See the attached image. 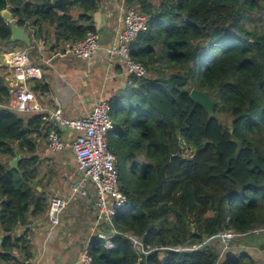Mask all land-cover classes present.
Masks as SVG:
<instances>
[{
  "label": "trees",
  "instance_id": "trees-1",
  "mask_svg": "<svg viewBox=\"0 0 264 264\" xmlns=\"http://www.w3.org/2000/svg\"><path fill=\"white\" fill-rule=\"evenodd\" d=\"M125 4L148 18L130 54L149 76H130L126 102L109 100L116 123L109 146L127 202L113 220L114 246L91 238L93 264H257L244 251L219 262L221 239L198 247L228 232L245 240L264 235V0ZM97 5L0 0V12L10 6L17 25L35 39L53 25L56 40L65 43L95 31ZM75 7L86 24L74 19ZM11 37V23L0 15V45ZM192 88L216 101L213 115L191 98ZM8 98L0 77V102ZM45 126L40 116L0 110V150L22 156L17 168L0 161V264H30L33 256L27 233L17 236V230L30 224V215L47 212L48 199L34 180L35 136L47 137ZM130 236L141 238L145 252Z\"/></svg>",
  "mask_w": 264,
  "mask_h": 264
},
{
  "label": "crops",
  "instance_id": "crops-1",
  "mask_svg": "<svg viewBox=\"0 0 264 264\" xmlns=\"http://www.w3.org/2000/svg\"><path fill=\"white\" fill-rule=\"evenodd\" d=\"M97 1V8L92 13V23L99 35L101 48L88 60L77 58L67 50L65 45L70 41H57L53 25L46 24L39 39H35L27 29L32 37V44L35 45L32 58L42 67L45 77L44 80L33 82V88L36 87L34 91L39 100L49 106H55L54 101L57 99L62 105L63 113L69 117L86 115L97 100L118 99L124 91L131 89V79L126 74L124 62L120 58L110 60L105 54V48L115 41L117 32L122 27L125 0ZM71 14L75 20L86 24L80 19V9L73 8ZM24 46L25 44L18 42L0 45V77H4L6 83L11 78V67L4 53ZM47 59H50V63ZM44 122L46 131L47 123ZM37 136L41 138L38 139ZM35 137L38 143L36 154L40 159L34 179L39 180L37 190L43 192L48 201L53 195L67 197L68 185L72 182V177L78 175L74 156L70 157L72 167L68 168V162L66 169V164L61 165L59 155L50 152L46 145L47 137L42 134ZM43 163L50 167L45 170ZM93 200L94 198L88 201L89 207H68L61 216V223L53 228L47 212L37 216L30 215V224L17 230V236L26 232L31 240L33 256L30 263L80 264V248H83L89 238L95 216Z\"/></svg>",
  "mask_w": 264,
  "mask_h": 264
},
{
  "label": "built area",
  "instance_id": "built-area-1",
  "mask_svg": "<svg viewBox=\"0 0 264 264\" xmlns=\"http://www.w3.org/2000/svg\"><path fill=\"white\" fill-rule=\"evenodd\" d=\"M13 20H8L7 23ZM121 21L122 27L118 30L115 41L105 48V54L110 60L120 58L128 76L147 77V67L131 57L130 44L148 29V18L125 4ZM65 46L75 57L81 59L91 58L101 48L99 35L93 30H88L82 39L68 42ZM33 47L32 44L4 53L11 67V78L6 83L9 98L6 102H0V110L5 109L28 118L41 116L47 123L49 150L59 153L67 147L72 149L80 178L77 182L69 183L68 197L53 195L49 198L47 216L52 228L61 223V216L74 195L88 197V182L95 187V216L89 238L80 252V264H93L89 252L91 238L99 237L105 240L108 247H113L112 236L118 233L113 220L127 202V197L119 186L117 158L109 146V133L116 125L112 107L107 99H99L89 113L75 118L63 113L62 105L57 99L54 101L55 106L42 103L32 88L33 82L45 78L42 67L32 58ZM47 61L50 63V59ZM130 239L139 253L145 252L140 237L130 236Z\"/></svg>",
  "mask_w": 264,
  "mask_h": 264
},
{
  "label": "rangeland",
  "instance_id": "rangeland-1",
  "mask_svg": "<svg viewBox=\"0 0 264 264\" xmlns=\"http://www.w3.org/2000/svg\"><path fill=\"white\" fill-rule=\"evenodd\" d=\"M155 5H158L160 3V0H151ZM13 43V42H12ZM21 43V42H18ZM23 44V43H22ZM35 53L34 51H31V54ZM88 60V59H87ZM129 91L123 92V101L126 102V99L128 96ZM126 96V97H125ZM115 112L114 110L112 111ZM37 138H41L37 136ZM46 145L48 146L47 140ZM49 148V147H48ZM190 151V150H188ZM51 152V151H50ZM59 155V160L61 162V165L66 164L65 168L67 169V164L70 162V165L68 168L70 169L72 167L71 164V156L73 155L72 149L70 147H67L64 151L55 153ZM21 156V154H20ZM74 156V155H73ZM15 157H12L9 153L2 152L0 150V161H5L10 164V161H12ZM22 158V156H21ZM21 160V159H20ZM20 162V161H19ZM43 167L45 170H47L50 165H46L43 163ZM54 169H57V166L53 167ZM43 171L42 169H40ZM79 174L77 176L72 177V181L77 182L79 179ZM69 180V177H67L66 181ZM89 188H90V195L88 197H82L80 195H74L69 203L68 207H89L90 203L93 198L96 196L95 187L88 182ZM69 195V193L67 194ZM68 197V196H67ZM258 231V230H257ZM257 233V232H256ZM229 237V240H223L221 239V242L217 245V249L219 250V262H222L224 259H226L228 256L234 255V254H240L242 251L249 253L253 259L257 262V264H264V247L260 246L264 245V235L261 234H255L251 235V237L245 238L243 236H239L238 234H234L232 232L225 233ZM83 245V244H82ZM82 248H80L81 251ZM164 254H161V257L164 258ZM33 264V263H32Z\"/></svg>",
  "mask_w": 264,
  "mask_h": 264
},
{
  "label": "water",
  "instance_id": "water-1",
  "mask_svg": "<svg viewBox=\"0 0 264 264\" xmlns=\"http://www.w3.org/2000/svg\"><path fill=\"white\" fill-rule=\"evenodd\" d=\"M0 15L6 20H12V12H11V7L8 6L6 9L2 10L0 12ZM11 28H12V37L10 42H21L25 44V46H31L32 45V37L30 33L27 31L26 27L19 26L17 23L13 20L11 22ZM190 96L191 98L195 101L196 104H199L203 106L207 111L209 112L210 115H213V110L214 106L216 104V101L209 96L208 93L198 89V88H192L190 91ZM242 146L239 147V150L237 152V156H239L241 152ZM21 159V156L19 153L16 152L15 158L10 161V166L12 168H17L19 161ZM217 239H223V240H229V237L225 234H219L215 235L211 238H209L207 241H205L202 245H200L198 248H202L206 245H209L212 243L214 240ZM2 241V237H0V243Z\"/></svg>",
  "mask_w": 264,
  "mask_h": 264
}]
</instances>
